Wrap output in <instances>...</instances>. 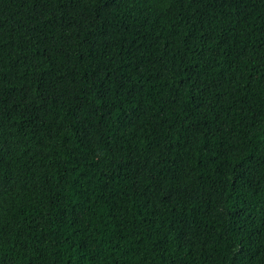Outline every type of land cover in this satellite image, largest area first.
Here are the masks:
<instances>
[{
  "label": "trees",
  "instance_id": "1",
  "mask_svg": "<svg viewBox=\"0 0 264 264\" xmlns=\"http://www.w3.org/2000/svg\"><path fill=\"white\" fill-rule=\"evenodd\" d=\"M0 264H264V0H0Z\"/></svg>",
  "mask_w": 264,
  "mask_h": 264
}]
</instances>
